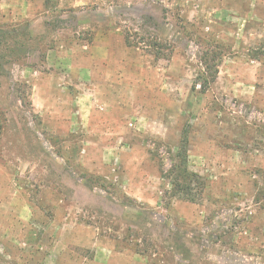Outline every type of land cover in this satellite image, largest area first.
<instances>
[{
    "label": "rangeland",
    "instance_id": "rangeland-1",
    "mask_svg": "<svg viewBox=\"0 0 264 264\" xmlns=\"http://www.w3.org/2000/svg\"><path fill=\"white\" fill-rule=\"evenodd\" d=\"M0 264H264V0H0Z\"/></svg>",
    "mask_w": 264,
    "mask_h": 264
},
{
    "label": "trees",
    "instance_id": "trees-1",
    "mask_svg": "<svg viewBox=\"0 0 264 264\" xmlns=\"http://www.w3.org/2000/svg\"><path fill=\"white\" fill-rule=\"evenodd\" d=\"M218 72L215 70L214 75L212 76L213 79L212 81H214L217 78ZM204 86V89L205 90ZM177 172L175 173V176L173 177L174 183H173V188L175 190V192L178 194H185L188 198H186V200L189 201H193V199H191L189 197V194L192 193L191 191V185L192 182H200V176L198 174L192 173L190 172L188 169L184 168L182 170H179L178 168H176ZM181 180H183V182H180Z\"/></svg>",
    "mask_w": 264,
    "mask_h": 264
}]
</instances>
